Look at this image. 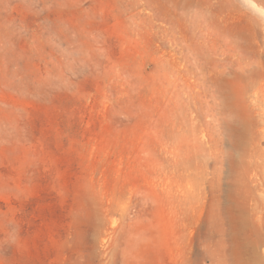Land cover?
Masks as SVG:
<instances>
[{"label":"rangeland","instance_id":"1","mask_svg":"<svg viewBox=\"0 0 264 264\" xmlns=\"http://www.w3.org/2000/svg\"><path fill=\"white\" fill-rule=\"evenodd\" d=\"M0 264H264V0H0Z\"/></svg>","mask_w":264,"mask_h":264},{"label":"clouds","instance_id":"2","mask_svg":"<svg viewBox=\"0 0 264 264\" xmlns=\"http://www.w3.org/2000/svg\"><path fill=\"white\" fill-rule=\"evenodd\" d=\"M4 27L8 29H18L19 25L16 23L15 19L6 20L4 22Z\"/></svg>","mask_w":264,"mask_h":264}]
</instances>
